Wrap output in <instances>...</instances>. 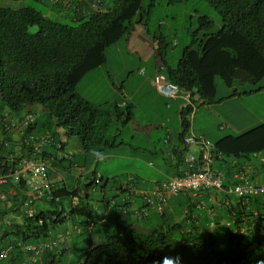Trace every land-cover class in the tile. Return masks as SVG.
<instances>
[{"label": "trees", "instance_id": "obj_1", "mask_svg": "<svg viewBox=\"0 0 264 264\" xmlns=\"http://www.w3.org/2000/svg\"><path fill=\"white\" fill-rule=\"evenodd\" d=\"M176 1L181 0H168ZM206 1L220 15L221 28L204 34L199 49L192 44L186 46L175 67L161 62L171 82L198 93L204 102H211L217 77L227 86H232L236 79L255 83L264 77V0ZM140 4L141 0H100L103 10L89 9L85 14L72 12V21L78 22L75 25L58 22L31 6L0 5V156L15 153L9 132L11 120L20 124L27 112L32 114L33 120L22 124L25 126L22 137L29 143L39 141L42 136L53 138L56 129L61 128L68 136L77 137L84 151L101 144L115 145L105 139L106 131L113 120L121 121L124 115L122 123H125L131 118L129 106L122 111L116 102L93 104L80 96L76 86L87 72L105 62L108 46L130 35L136 24L145 26L144 14L150 13L153 2L144 11ZM211 24L207 16H200L199 27L208 29ZM32 26L37 27L36 31L30 30ZM157 40L155 54L162 59L163 45ZM190 111V106L182 109L184 125L183 115ZM26 146L27 150L31 148L23 144L19 157L29 154L25 152ZM58 147L62 148V144ZM216 150L220 151V146ZM263 151L264 145L234 153L225 170L215 167L224 173L223 185H230L236 166L243 164L240 159L249 161L254 153ZM221 155L228 156L227 153ZM2 160L1 157L0 172L15 167V163L10 166L8 161ZM233 161H236L235 167ZM76 191L70 193L71 196ZM53 197L46 201L50 208L28 216L23 239L30 243L48 239L53 225L65 218L64 213L86 218L91 214L90 207L82 202L68 203L69 210L65 212L63 206L58 205L61 201ZM263 200L264 196L258 195L252 199V204L259 206ZM237 205L233 209L239 215ZM193 208L188 205L180 222L161 220L152 226L118 223L115 229H104L100 231L103 241L87 247L76 264H264V233L231 232L230 245L235 246H228L225 251L202 229L200 220L192 218ZM164 213L163 210L160 218ZM224 213L227 216L226 210ZM221 217L215 215L214 226ZM47 250L42 264L56 263L67 249L55 255Z\"/></svg>", "mask_w": 264, "mask_h": 264}, {"label": "rangeland", "instance_id": "obj_2", "mask_svg": "<svg viewBox=\"0 0 264 264\" xmlns=\"http://www.w3.org/2000/svg\"><path fill=\"white\" fill-rule=\"evenodd\" d=\"M151 1L153 5L150 7V13L148 15L144 14L145 26L136 24L131 36H123L108 46L105 49V62L87 72L76 86L80 96L93 104L106 100H108V105L113 104L115 101L134 104L132 112L139 124L147 120H158L159 105L162 102V99L155 95L147 84H141L142 79H150L153 74L156 54L147 60L148 55L153 53L155 48L152 44L153 38L161 40L163 45L161 49L162 59L158 56L160 59L158 63L164 61L167 66L175 67L186 46L192 44L194 48L199 49V42L203 35L216 32L222 26L220 15L206 0H181L176 2L141 0V10L148 9ZM3 3L4 0H0V5ZM27 5H33L34 8L39 9L38 3L31 0L24 4V6ZM203 15L212 21L208 29L199 27V18ZM56 20L70 25L78 23L72 21L70 14L58 15ZM36 29V26L30 28L32 32ZM142 36H147L149 39L147 41L148 52L147 49L143 50L142 47L138 46L143 38ZM215 82L216 98L224 97L227 99L216 104H202L197 107L198 113L195 118H193L194 111L190 114V124L195 132H201L202 129L207 139L214 140L217 135L234 134L233 132L238 131L245 132L260 117L262 118L261 121H264V87L259 88L264 86V77L255 83L236 79L232 86H227L218 77ZM232 92H235V94L229 96V98L226 97ZM132 93L134 94L131 95ZM129 96L131 97L129 98ZM125 103H123L122 111H125ZM124 120V115L121 116V121L113 120L106 131L105 139L108 142L115 141V145L101 144L86 151L89 157L87 166H90L91 161L94 164L95 159H98V168L101 169V172H107L101 181L91 184L92 187L89 189V201L92 202L94 207L98 206L100 211L105 209L106 200L112 198L117 201L121 200V196L115 195L114 190L118 181H125L135 187L139 182L144 183L145 179L154 178L152 174L154 168L163 164L162 157L164 153H156V156L152 159L148 153H143L142 150V148L152 144V140L157 145H163V137H158L159 130H154L149 139L142 129L138 130L136 128L137 122L129 119L122 123ZM222 125L224 128L220 129L219 126ZM251 134L254 135L253 132L247 133L249 136ZM235 135H238V133H235ZM68 137L77 142L75 147L70 148L74 154L73 161H80L82 164L81 154L84 150L80 147L77 137ZM67 150L69 149L67 148ZM93 153H96V155H93ZM260 155L264 156V151ZM260 155H252L249 161L242 160V163L261 164ZM151 160L154 161L155 165L152 164ZM214 167H216V164H214ZM164 168L166 167L164 166ZM59 173L66 177L69 176V173L64 170H60ZM108 180L109 184L104 195V183ZM68 183L73 185L70 177ZM175 207L178 208V206ZM108 209L109 213L105 217V222L97 221L96 211L92 214V218L97 224L96 228L100 229L101 233L104 229H115L117 226L116 221L123 226L136 224L137 222H139V225H146L144 220H132L130 214L116 213L111 205ZM175 210H177V221H182V209ZM205 210L196 211L197 214L203 213L202 218H199L202 229L212 235L219 248L227 251L228 246L234 247L235 245H230L229 241L232 228L224 223H217L215 226L210 227L213 218L208 217V219ZM217 210L222 216V221L229 219L222 209L217 208ZM83 220H85V217H83ZM101 233L99 234V231L95 230L90 241L87 233H81L76 238L79 241L75 245L73 244L74 246L54 264H76L90 242L93 245L103 241L102 236H100ZM7 260L5 259L3 262H7ZM15 264H20V261L17 260Z\"/></svg>", "mask_w": 264, "mask_h": 264}, {"label": "crops", "instance_id": "obj_3", "mask_svg": "<svg viewBox=\"0 0 264 264\" xmlns=\"http://www.w3.org/2000/svg\"><path fill=\"white\" fill-rule=\"evenodd\" d=\"M29 0H4L2 5H9V6H19L24 5ZM35 3H38L39 9L37 7L35 9L42 12L45 16L56 19L58 15H67L71 14L72 12L78 14H85L90 9L86 1H79L74 0L71 4L67 6L51 4L49 0H31ZM107 3H104V5ZM42 5V6H41ZM31 6V5H27ZM33 7V5L31 6ZM45 9V10H44ZM135 29V28H134ZM132 34V32H131ZM130 34V36H131ZM143 38L139 42V47H142L143 50L147 49L149 51V47L147 45V41L149 40L147 36H142ZM153 47L156 48L158 46V40L154 37L152 41ZM155 48L153 53H150L147 57L149 60L153 55H155ZM146 52V53H147ZM159 58L155 57L154 66H153V74L149 79H142L141 84H147V86L153 91V93L159 98L162 99L160 106V114L159 119L156 121L147 120L141 124L137 122L135 119L132 108L134 104L127 102H119L115 101L119 106V109L123 108V103L125 106H129V110L131 111V118L134 122H137V129L145 132V136L147 138H151L154 130H159L158 137L162 136L163 145H157L152 140V144L142 148L143 153H148L152 159L156 156V153H164L163 164L161 166H157L153 170L154 178L150 180H144V183H140L135 185L137 190L145 189V188H152L156 183L161 180H166L167 178L177 176L181 174L184 169V148L181 140L180 135V114H181V98H167L157 92L155 86L152 83V77L156 72V65L159 62ZM144 71V70H143ZM264 90V88H263ZM79 93V91H77ZM132 93L131 95H133ZM128 95V94H127ZM234 95L232 92L229 96ZM131 96H129L130 98ZM231 98V97H230ZM227 98H216V82H215V97L211 103L216 104L218 102H224ZM89 101V100H87ZM107 101L98 102L97 105H106ZM204 104V103H203ZM202 104L198 105L197 107L201 106ZM197 107L194 110V116L198 113ZM31 109V108H30ZM28 110V109H27ZM9 116V115H8ZM262 118L256 119L253 124L247 128L248 130L245 132H233L234 134L228 133L223 135H217L214 137V140L208 138V140L216 145V148L220 146V151L216 150L215 153H227L228 156L220 157V159H216L214 164L216 167H219L222 171L225 170L226 167L229 166L232 159L231 156L234 153H244L249 149H256L261 148L264 145V121H261ZM228 127V126H227ZM23 125L17 122V120H11V125L9 127V132L12 134V145L15 146V153H3L1 154L0 158L2 157V161H8L10 166H13L16 160V157H19V150L21 149L23 144H27L28 146L31 145V148L27 150V146L25 147V152L27 151L29 154L27 156L31 158H35L40 160L41 158L50 156V168L47 172V177L53 186L54 192H58L61 195L57 194L58 196L48 195L47 193H43L41 196L34 195L31 189V185L33 182V178L30 176L24 177L22 179V183L19 184H9L0 186V253L5 252L4 257H0V264H15L17 260L20 261V264H42L45 260L44 254H46V250L42 252L40 255H35L33 252L26 251L23 247L25 244H37V243H51L52 245L48 247V253L51 255L58 254L61 249L66 250L68 252L76 242L79 240L76 239L81 233H87V237H89V241L92 234L95 230L99 231L100 229L96 228L97 224L92 218V214L96 211L97 221L98 222H105L106 215L109 213V205L113 206L116 213L122 214L124 211H120L121 207H129L125 213V215L130 214L132 220H144V224L152 226L156 223L161 222V220H168L177 221V210L175 209H182L183 213H186L188 209V205L194 206L192 211V218L194 220L202 218L203 213H196L197 210L206 209L205 212L207 214V218L212 217L214 218L215 215H219L217 208L224 209L219 203H212L209 200L210 193L208 191H191L185 193H179L177 195H172L169 197L167 201V205L164 208V217L160 218L161 214L151 211L146 217L139 219L135 214L132 208L134 209L137 206L142 205V199L138 193H132V189H127L125 187V181H118L116 187H114L115 195L121 196V200H106L105 201V209L100 211L98 206H93L92 202L89 201V189L92 187L94 183H98L101 181L106 175L107 172H101V169L98 168V159H95V163L91 161L90 166H87L89 157L84 151L81 154L83 158V163L73 161V152L72 149L75 147L77 142L68 137L64 130L61 128L56 129L55 137H48L42 138L39 141H32L29 143L28 140L23 136ZM220 129L224 128V126H219ZM231 128V127H229ZM199 129V128H198ZM191 130L195 135L204 136V131L201 129V132H195L193 126H191ZM254 133L251 136L247 135V133ZM238 133V135H235ZM219 137V138H218ZM159 139V138H158ZM207 139V138H206ZM113 142V141H112ZM51 143V144H50ZM114 144L115 141L113 142ZM58 144H62V148L58 147ZM11 145V146H12ZM108 145V144H107ZM113 146V145H112ZM81 147V146H80ZM67 148L69 150H67ZM256 151V150H255ZM26 152V153H27ZM258 152V151H257ZM24 154V153H23ZM21 154V155H23ZM224 158L225 160H222ZM152 161V160H151ZM150 161V162H151ZM242 162V159L239 160ZM152 164L155 165L154 161ZM213 164V165H214ZM166 168H164V166ZM253 165L257 168L261 167V164L257 163ZM11 170V169H10ZM8 170V171H10ZM60 170H64L69 173V176H63L59 173ZM234 171V170H233ZM70 179L73 181V185L68 183ZM230 180V179H229ZM233 182V179L230 180V183ZM92 184V185H91ZM109 184V180L104 183L105 187H103V193H106V187ZM91 185V186H90ZM143 185V186H141ZM77 189L74 195L71 196L70 193ZM4 195V198L1 196ZM34 196V201L32 203L34 210L38 212L44 211L47 208H50L49 204L46 202L48 200H52V197L55 201H61V205L65 209V212L69 210L68 203H83L86 207H90L88 210L91 211L90 216L87 218L84 215H76V214H68L64 213L65 218L61 220L58 224H54L53 231L50 232L49 238L45 240H41L37 243H30L28 240L23 239L24 232L26 231V219L28 216L24 213V207L22 201L25 197ZM114 197V196H113ZM232 197V196H231ZM105 198V197H104ZM111 202V203H110ZM198 203L202 205L199 207ZM204 205V206H203ZM175 206H178L176 208ZM67 214V215H66ZM85 217V220H83ZM208 218V219H209ZM92 222L93 226L89 227L88 223ZM118 224V222L116 221ZM221 223V220L220 222ZM135 224V223H132ZM139 225L137 222L135 225ZM133 225V226H135ZM143 225V224H141ZM143 225V226H146ZM210 226V225H209ZM55 231V232H54ZM110 231V230H109ZM75 236V237H74ZM98 237V236H97ZM89 243V242H88ZM74 244V245H73ZM91 242L87 245L89 247ZM65 248V249H64ZM64 253V255H65ZM53 257V256H52ZM59 258V257H57ZM5 259H8L7 262H3ZM61 259V258H60Z\"/></svg>", "mask_w": 264, "mask_h": 264}, {"label": "built area", "instance_id": "obj_4", "mask_svg": "<svg viewBox=\"0 0 264 264\" xmlns=\"http://www.w3.org/2000/svg\"><path fill=\"white\" fill-rule=\"evenodd\" d=\"M53 4L67 5L73 0H49ZM93 10L100 9V0H87ZM153 84L158 92L166 97L182 100L181 107L191 106L193 109L198 106L202 100L193 90L181 89L175 83L171 82L164 73V66L159 65L157 72L153 77ZM26 116V120L30 119ZM180 117V131L182 134V143L186 147L184 153V171L174 177L161 180L154 187L148 189L133 191L139 192L142 205L132 210L138 218L147 216L151 211L162 213L170 196L179 193L191 191H208L209 200L212 203H219L227 212L229 219L221 220L232 228L234 234H261L264 233V202L259 206L252 204V199L258 195L264 196V156L260 154L262 166L260 171L253 167L249 162L236 166L237 170L233 174V182L227 187L223 185L224 173L213 166L220 153H214L215 146L202 136L195 135L191 131L190 113ZM183 123V124H182ZM236 161L232 162L235 167ZM8 172H0V186L9 184H19L26 176L33 178L31 185L34 195L41 196L43 193L52 195L53 186L47 177L50 161L48 159H35L28 156H21L15 162ZM218 194V195H217ZM232 196V197H231ZM4 198V195L1 196ZM34 196L25 197L22 201L24 213L32 216L35 212L32 205ZM264 201V200H263ZM235 204L240 208L239 215H236L233 209ZM199 207L201 203L197 204ZM129 207L121 208L125 211ZM214 222H210L213 226ZM88 226H93L89 221ZM51 243L25 244L24 249L40 255L45 248L50 247ZM5 252L0 253L4 257Z\"/></svg>", "mask_w": 264, "mask_h": 264}, {"label": "clouds", "instance_id": "obj_5", "mask_svg": "<svg viewBox=\"0 0 264 264\" xmlns=\"http://www.w3.org/2000/svg\"><path fill=\"white\" fill-rule=\"evenodd\" d=\"M74 1V0H73ZM72 1V2H73ZM79 1H82V0H79ZM50 2V1H49ZM71 2V3H72ZM51 3V2H50ZM71 3H69V4H71ZM51 4H53V3H51ZM69 4H67V5H69ZM57 5H61V4H57ZM67 5H62V6H67ZM91 9V8H90ZM99 10H103V7L102 6H100V9ZM158 46H156V48H157ZM156 48H155V50H156ZM159 65H163L164 66V70H165V65L161 62V63H157V65H156V72H157V67L159 66ZM143 71V70H142ZM156 72L154 73V75L156 74ZM154 75H153V77H154ZM166 75V74H165ZM153 77H152V83H153ZM176 84V83H175ZM154 85V84H153ZM177 85V84H176ZM155 86V85H154ZM178 86V85H177ZM179 87V86H178ZM156 88V87H155ZM180 88V87H179ZM181 89H183V88H181ZM157 90V89H156ZM157 92H158V90H157ZM196 92H194V94H195ZM198 94V93H197ZM162 95V94H161ZM199 95V94H198ZM164 96V95H163ZM166 97V96H165ZM199 97H200V95H199ZM167 98H170V97H167ZM200 99L202 100V102L200 103V104H203V103H205L204 102V99L202 98V97H200ZM182 101V100H181ZM199 104V105H200ZM187 107V106H186ZM191 107V106H190ZM197 107V106H196ZM195 107V108H196ZM185 108V107H184ZM184 108H182L181 107V112H182V109H184ZM195 108L193 109L192 107H191V111L189 112L190 114L195 110ZM189 113H187V114H189ZM27 115H30V119H28L27 121H25L26 120V116ZM183 116H185V115H183ZM180 117H182V115L180 114ZM33 120V116H32V114L30 113V112H27L26 113V115L25 116H22V121H21V126H22V124H27L28 122H30V121H32ZM23 125V127H25ZM180 125H181V123H180ZM190 126H191V124H190ZM63 130V129H62ZM192 131V130H191ZM66 133V132H65ZM180 133H181V131H180ZM48 136V135H47ZM47 136H44L45 138H48ZM199 136V135H198ZM203 137V136H202ZM204 138V137H203ZM206 139V138H205ZM182 140V139H181ZM208 140V139H207ZM183 144V143H182ZM213 144V143H212ZM214 145V144H213ZM215 146V145H214ZM183 148L185 149V151H186V147H184L183 146ZM216 152V148L214 149V153ZM257 154L258 153H254L253 155L254 156H257ZM93 155H96V153H93ZM220 155V157H221V153L219 154ZM262 156V155H261ZM220 157H217V159H220ZM51 157L50 156H48V157H45V155H44V157L43 158H41V159H48L50 162H51V159H50ZM17 161V160H16ZM15 161V162H16ZM215 162V161H214ZM214 164V163H213ZM253 167H255L254 165H253V162L252 163H250ZM214 166V165H213ZM261 166H262V163H261ZM256 169L258 170V171H260V169H261V167L260 168H257L256 167ZM6 172H8V171H6ZM125 187L127 188V189H132L131 191H132V193L134 192V193H137V192H135V191H133L134 189H137L136 187H132L131 185H129L128 183H126L125 184ZM145 189H148V188H145ZM142 190V189H141ZM54 192V191H53ZM53 194V193H52ZM140 195V194H139ZM141 197V196H140ZM167 205V204H166ZM121 208H123V207H121ZM121 208H120V211H123V210H121ZM165 208V207H164ZM126 212V210L123 212V213H125ZM157 213V212H156ZM158 214H162V213H158ZM146 217V216H145ZM142 218H144V217H142ZM139 219H141V218H139ZM214 226V225H213ZM213 226H210V227H213ZM261 234H263V233H261Z\"/></svg>", "mask_w": 264, "mask_h": 264}]
</instances>
